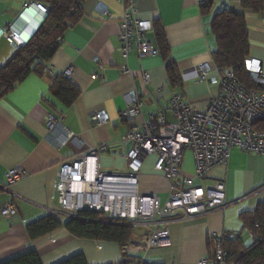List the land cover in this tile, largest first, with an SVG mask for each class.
I'll use <instances>...</instances> for the list:
<instances>
[{
	"label": "crops",
	"instance_id": "1",
	"mask_svg": "<svg viewBox=\"0 0 264 264\" xmlns=\"http://www.w3.org/2000/svg\"><path fill=\"white\" fill-rule=\"evenodd\" d=\"M200 1L138 0L139 17L153 27L147 32V40L158 53L141 57L134 50L126 58L120 51L125 4L119 0H85L82 19L63 33L59 39L61 44L42 71L31 72L0 99V183H4L5 173L10 169L20 167L26 173L10 192H0V210L8 202H15L19 207L18 216L0 220V263L29 250L38 253L42 264H57L80 250L88 264L120 262L122 250L116 243L78 241L63 227L32 240L27 226L47 216L69 218L56 207L54 188L60 166L81 152L107 145L108 150L100 154V170L124 173L126 148L121 141L131 124L122 113L131 92L136 91L143 99L144 118L160 109L170 123L174 122L169 110L173 94H181L185 102L199 108L221 94L219 86L192 78L194 68L204 63L214 64L217 44L211 21L216 13L227 10L244 16L250 51L247 60L258 61L264 73V12L242 8V0H214L209 12L203 14ZM31 3L42 4L40 0H0V66L17 49L6 39L8 29L16 25L24 11L31 10ZM103 9L110 14L105 15ZM36 18L35 10H31L27 21L15 28L22 38L27 37ZM158 25L166 35L170 58L178 70L180 82L176 86L170 83L166 62L160 54L156 38ZM125 65L132 76L121 73ZM70 67L74 72L67 79L77 89L78 96L71 106H66L55 97L54 85L55 79ZM142 71L151 76L148 85L142 83ZM101 112L108 116L107 124L98 125L92 120L95 113ZM49 113L64 117L63 126L75 137L69 144H55L65 134L59 129L49 132L45 120ZM258 126L264 127V121ZM154 163L153 157L146 160L139 191L142 195H157L164 203L170 188L163 175L154 171ZM182 171L187 175L195 171V159L190 151L184 154ZM263 175V161L258 154L232 148L228 163L214 167L200 183L203 188H209L223 181L228 206L192 219H182L181 214L171 217L174 220L168 227L170 246L131 254L151 264H199L204 256L213 253L214 238L218 236L234 233L246 246L252 244L254 238L244 229L242 215L255 212L264 202ZM129 226L134 227V237L127 252L129 247L139 246L149 231L143 223ZM84 242H89L87 249Z\"/></svg>",
	"mask_w": 264,
	"mask_h": 264
},
{
	"label": "built area",
	"instance_id": "2",
	"mask_svg": "<svg viewBox=\"0 0 264 264\" xmlns=\"http://www.w3.org/2000/svg\"><path fill=\"white\" fill-rule=\"evenodd\" d=\"M119 1L125 4V15L120 25V51L123 56L127 58L134 50L141 57L156 56L158 50L146 37L153 27L139 17L138 0ZM37 5L40 13L47 15V9L42 4ZM103 13L110 14L107 9H103ZM6 39L17 48L25 45L15 25L8 29ZM57 44L60 45L61 40ZM246 70L260 90L248 88L233 70L220 74L210 63L194 68L192 78L219 86L221 94L211 99L204 108L185 102L179 93L173 94L169 103V110L174 116L172 123L166 120L164 111L160 109L144 118V101L136 91L131 92L122 113V117L131 124L121 141L126 148L124 173H104L100 170V154L108 150L107 145L81 152L58 170L54 188L56 207L71 218H77L79 212L93 210L104 213L110 222L145 224L149 228L148 234L139 246L129 247V253L170 246L168 227L174 220L171 217L181 214L182 219H192L224 210L228 206L225 183L217 181L209 188H203L200 183L214 167L228 163L232 148L258 154L262 158L264 172V130L255 126V123L264 120V73L258 61L247 60ZM73 72L70 67L64 71L63 77L70 78ZM121 73L133 75L126 65L121 67ZM141 80L148 85L150 74L142 71ZM63 118L49 113L45 119L50 133L59 129L65 134L62 141L55 142L57 146L67 145L75 138L63 126ZM92 120L103 125L108 123L109 118L101 112L95 113ZM187 151L192 152L195 159L192 175L182 171ZM150 157L155 158L154 171L163 175L169 184V197L164 203L157 195H142L139 191L140 175ZM25 177L26 173L20 167L8 170L4 183H0V192H10ZM85 188L86 191L83 190ZM113 195L115 210L99 205L102 198L108 203ZM88 198L98 204L88 202ZM120 203L122 207L118 209L117 204ZM18 215L19 207L15 202L6 203L0 210V220H10ZM237 239L238 235L234 233L214 238L213 253L204 256L199 264H230L224 242Z\"/></svg>",
	"mask_w": 264,
	"mask_h": 264
},
{
	"label": "trees",
	"instance_id": "3",
	"mask_svg": "<svg viewBox=\"0 0 264 264\" xmlns=\"http://www.w3.org/2000/svg\"><path fill=\"white\" fill-rule=\"evenodd\" d=\"M84 1L40 0L47 9V17L32 38L23 47L17 48L11 58L0 66V99L31 72L42 71L44 64L51 60L57 51L59 47L57 41L63 33L82 19ZM213 2L214 0H201V12L208 13ZM241 5L246 10L264 12V0H242ZM211 29L217 44V49L213 52V65L220 73L233 70L236 77L248 88L260 90L246 70L250 51L244 16L223 10L213 16ZM156 38L160 54L166 62L170 83L176 86L180 82L178 70L170 58V47L160 25L156 27ZM54 91L55 97L62 100L66 106H71L78 96L77 89L63 76L55 79ZM261 121L255 123V126L259 130H264V127L258 126ZM242 220L244 229L252 234L254 241L247 246L239 240L225 241L224 247L229 253V263L264 264V202L258 205L255 212L243 214ZM62 227L76 239L118 244L122 250V258L116 264H151L126 250L133 242L134 227L110 222L106 215L99 211L85 210L77 213V218L47 216L28 225L27 233L32 240H36ZM0 264H42V261L35 250H29ZM57 264L88 262L84 255L79 253Z\"/></svg>",
	"mask_w": 264,
	"mask_h": 264
},
{
	"label": "water",
	"instance_id": "4",
	"mask_svg": "<svg viewBox=\"0 0 264 264\" xmlns=\"http://www.w3.org/2000/svg\"><path fill=\"white\" fill-rule=\"evenodd\" d=\"M31 10H35V14L37 16V18L35 19V24L32 26V28L29 30L28 34H27V37L26 38H22L23 42L26 44L31 38L32 36L36 33V31L39 29V27L42 25V23L45 21L47 15H43L40 13L39 11V7L37 5V3H31ZM24 11L22 13V15L20 16V18L16 21V25H15V28L17 29V27L21 26L22 23L21 21L26 17V15L31 11ZM27 21V20H26ZM260 86V85H259Z\"/></svg>",
	"mask_w": 264,
	"mask_h": 264
},
{
	"label": "bare ground",
	"instance_id": "5",
	"mask_svg": "<svg viewBox=\"0 0 264 264\" xmlns=\"http://www.w3.org/2000/svg\"><path fill=\"white\" fill-rule=\"evenodd\" d=\"M27 17H28V14L26 15V17L22 20V21H24L25 19L27 20ZM21 21V22H22ZM83 190H87V188H85V189H83ZM112 195V194H111ZM112 197V196H111ZM113 200H114V195H113V197L112 198H110L109 199V202L108 203H106L105 202V200H104V198H102V200H100V203H99V205L102 207V208H111L112 210H115V203L113 202ZM87 201L88 202H90V203H93V204H98V202L96 201V200H94V199H91V198H88L87 199ZM119 207H122V203H120V204H117V208L119 209ZM132 213H134V210H132L131 211Z\"/></svg>",
	"mask_w": 264,
	"mask_h": 264
},
{
	"label": "rangeland",
	"instance_id": "6",
	"mask_svg": "<svg viewBox=\"0 0 264 264\" xmlns=\"http://www.w3.org/2000/svg\"><path fill=\"white\" fill-rule=\"evenodd\" d=\"M1 48V47H0ZM6 48V47H5ZM0 52H2V49H0ZM78 241H81V239H78ZM85 241H89V242H93L94 243V241L93 240H85ZM89 242H84L85 244H84V248L85 249H87V247L89 246L87 243H89ZM79 253H82V254H84L83 253V251H78L76 254H79Z\"/></svg>",
	"mask_w": 264,
	"mask_h": 264
}]
</instances>
